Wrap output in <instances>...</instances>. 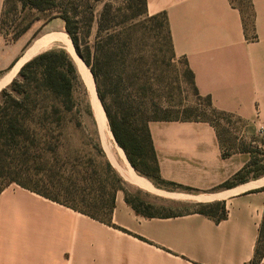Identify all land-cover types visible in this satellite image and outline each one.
<instances>
[{
	"label": "crops",
	"instance_id": "1",
	"mask_svg": "<svg viewBox=\"0 0 264 264\" xmlns=\"http://www.w3.org/2000/svg\"><path fill=\"white\" fill-rule=\"evenodd\" d=\"M240 1L147 0V9L150 15L166 14L174 52L187 62L199 93L264 133V0H249L252 24ZM3 7L0 0V91L30 59L24 58L33 44L27 33L14 41L4 37ZM44 29L41 36L62 32L64 21L52 19ZM149 128L162 178L197 192L158 189L182 200H223L225 219L195 211L144 217L118 191L109 225L12 184L0 191V264H249L264 191L241 189L250 181L218 189L242 165L234 156L224 158L210 122L151 121ZM218 193L227 196L196 199Z\"/></svg>",
	"mask_w": 264,
	"mask_h": 264
},
{
	"label": "trees",
	"instance_id": "2",
	"mask_svg": "<svg viewBox=\"0 0 264 264\" xmlns=\"http://www.w3.org/2000/svg\"><path fill=\"white\" fill-rule=\"evenodd\" d=\"M84 2H87L84 5L91 6L89 1ZM31 7L41 11L54 8L57 10L55 16L64 21L65 32L93 74L114 139L124 150L134 170L148 178L157 188L194 192L191 187L166 181L161 176L149 124L151 121L170 120L153 119L148 110L134 111L133 102L121 103L116 90L112 92L114 101L111 104L100 88L102 75L99 68L103 66V56L109 48H113L115 37L125 33L122 29L131 18L162 17L171 48L176 55L166 14L150 15L147 0H140L137 13L132 16L109 15V11L104 9L97 19L98 36L91 43L86 37L92 31L95 14L79 15L74 0H32ZM50 20L52 19L46 22ZM1 28L3 30V20ZM102 33L108 34L106 39L110 37V42L105 43ZM20 36L21 34H17L7 40L14 41ZM187 68L196 94L201 95L196 87L193 72L188 65ZM205 97L207 107L211 111L227 113L216 109L210 96ZM89 119L96 125L85 82L73 57L65 48L52 47L28 60L11 84L0 91V191L17 184L100 222L113 225L116 193L124 190V180L109 161L98 130H94L88 123ZM181 121L211 123L209 120L188 118ZM99 159L104 160L103 165L98 163ZM257 164L256 161L248 162L231 180L222 183L219 189L248 182L250 177L247 175L252 171L253 179L264 176V171H258ZM253 167L255 169H252ZM80 184L82 189L92 196V200L82 198L79 201L70 192L71 188L77 189ZM62 191L66 194L64 200L61 198ZM255 191H264V186ZM125 200L136 213L144 217L177 215L154 214L149 211L152 207L150 204L131 199L127 193ZM78 202L83 206L79 207ZM197 206L199 209L195 212L211 217L217 222L228 215L226 202L223 200L198 202ZM263 257L264 215L255 256L249 264H260Z\"/></svg>",
	"mask_w": 264,
	"mask_h": 264
},
{
	"label": "rangeland",
	"instance_id": "3",
	"mask_svg": "<svg viewBox=\"0 0 264 264\" xmlns=\"http://www.w3.org/2000/svg\"><path fill=\"white\" fill-rule=\"evenodd\" d=\"M31 1L4 0L2 33L6 39H12L17 34L22 36L27 33V36L30 37L29 42L32 44L46 31L44 25L48 19L59 18L55 16L57 10L54 8L47 11L37 10L31 7ZM74 1L79 15L95 14L92 31L86 37V40L91 43L98 36L97 19L104 9L109 11V15L132 16L133 13H137V8L140 5V0ZM84 1H89L91 6L84 5L87 3ZM240 2L246 14V22L252 24L253 13L249 0ZM163 23L162 17L155 19L134 17L129 19L123 27L122 30L125 33L115 37L112 42L113 48H109L107 53L105 52L103 66L99 68L102 75L100 88L106 98L108 97L107 101L112 104L114 101L112 92L116 90L121 103L127 104L131 101L134 111L148 110L153 119L209 120L217 130L222 155L226 153L224 158L234 156L237 166L242 165L240 169L248 162L256 161L258 171H264L263 128L250 127L231 113L213 112L207 107L206 97L196 94L185 59L173 53L169 35ZM62 32H65V29ZM84 32L86 33V29ZM102 34L103 37L105 36V43L110 42V37L106 39L108 34ZM59 46L65 48L64 44L59 41L50 47ZM111 51H113L112 54ZM88 123L94 130H98L97 123L95 125L93 120L89 119ZM97 132L99 134V131ZM113 143L115 144L114 141ZM98 163L103 165L104 160L99 159ZM114 169L124 180L122 185L124 190L119 191L127 193L131 199L150 204L152 207L149 208V211L154 214H182L199 209L198 202L160 196L127 182L115 167ZM253 174L252 171L247 175L250 177L249 181L256 180L252 178ZM82 188L80 184L77 189L71 188L70 192L79 201L82 198L92 200V196ZM60 193L64 200L65 191ZM78 204L79 207L83 206L80 202ZM104 218L106 217L104 216ZM107 219L109 218L107 217Z\"/></svg>",
	"mask_w": 264,
	"mask_h": 264
},
{
	"label": "bare ground",
	"instance_id": "4",
	"mask_svg": "<svg viewBox=\"0 0 264 264\" xmlns=\"http://www.w3.org/2000/svg\"><path fill=\"white\" fill-rule=\"evenodd\" d=\"M58 41L64 44L65 49L71 54V56L73 57L75 63L77 64V67L80 69V71H82V72L87 71V74L89 76H91L89 73V70H88V66L85 64L84 60L78 55V53L76 52V49L72 43V40L70 39V37L65 32L51 33L48 35H43L40 38L36 39L34 41V43L31 45V47L29 48V50L27 51L24 59L33 58L35 55L40 53L42 50L49 48L53 43L58 42ZM92 93H93L92 106H93L94 110L95 109L97 110V108H99L102 112L103 117H104V111H103L102 106L100 105V101L98 100L95 86L92 87ZM107 127H108V130H107L108 139L110 140L111 144L115 148V157L110 156L112 159L111 161H112L113 165L115 166V168L119 171V173L122 175V177L125 180H127L128 182H130L134 185H137V186H139V187H141L147 191H150L152 193L160 195V196H164V197H168V198H178V197L180 198V197H182V195H177V194L165 192V191H162V190L154 187L145 177L139 175L134 170L132 165L130 164L124 150L116 143V141L113 137V134L110 131L108 124H107ZM113 141L115 142V144L113 143ZM261 186H264V176L259 178V179L250 181L249 183L245 184L241 189H251V188L261 187ZM235 191H238V190L235 189ZM240 191H242V190H240ZM223 193H221V194L218 193L216 195H210V196H199L196 199L206 201V200H212L215 198H222L226 195Z\"/></svg>",
	"mask_w": 264,
	"mask_h": 264
},
{
	"label": "water",
	"instance_id": "5",
	"mask_svg": "<svg viewBox=\"0 0 264 264\" xmlns=\"http://www.w3.org/2000/svg\"><path fill=\"white\" fill-rule=\"evenodd\" d=\"M79 69V68H78ZM89 70V73L91 76H89L87 74V71H80L79 69V72L85 82V85L87 87V90H88V94H89V98H90V102H91V105H92V97H93V93H92V87L95 86V89H96V93H97V97H98V100L100 101V98H99V95H98V92H97V87H96V83H95V79L93 77V74L91 73L90 69L88 68ZM100 105L102 106L103 108V105L100 101ZM92 109H93V112H94V116H95V120H96V123H97V126H98V131H99V135H100V140H101V144L103 146V149L109 159V161L111 162V164L113 165L112 163V159L110 156L112 157H115V148L113 147V145L111 144L110 140L108 139V127H107V124L109 126V123H108V119H107V115H106V112L103 108V111H104V117L102 115V112L99 108H97V110L95 111L93 106H92ZM110 128V127H109ZM111 131V129H110ZM114 137V136H113ZM117 143V142H116ZM114 166V165H113ZM115 167V166H114Z\"/></svg>",
	"mask_w": 264,
	"mask_h": 264
}]
</instances>
